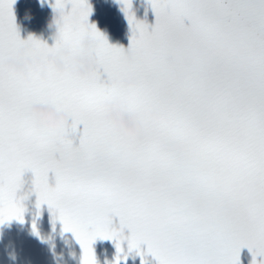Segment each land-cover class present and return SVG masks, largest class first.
<instances>
[{"label": "snow or ice", "instance_id": "1", "mask_svg": "<svg viewBox=\"0 0 264 264\" xmlns=\"http://www.w3.org/2000/svg\"><path fill=\"white\" fill-rule=\"evenodd\" d=\"M14 2L0 0V61L23 51L32 65L25 75L0 62V225L23 222L34 192L37 209L46 204L78 242L80 264H98L97 238L115 242L113 264L132 250L140 264L145 252L155 264H241L245 247L250 264H264V0H149L151 25L119 0L131 60L89 22L88 0H50L63 9L51 45L21 38ZM85 33L95 42L91 73L49 65L38 75L61 49L74 68ZM126 76L135 85L122 87ZM111 96L138 114L142 137L106 119ZM37 102L68 111L70 124L38 125L29 113ZM152 104L166 118L150 116ZM29 170L32 187L19 195Z\"/></svg>", "mask_w": 264, "mask_h": 264}, {"label": "clouds", "instance_id": "2", "mask_svg": "<svg viewBox=\"0 0 264 264\" xmlns=\"http://www.w3.org/2000/svg\"><path fill=\"white\" fill-rule=\"evenodd\" d=\"M44 0H41L43 4ZM63 16V9L51 7L50 18L47 26L52 30L51 35L57 37L61 27ZM93 37L85 33L79 42V51L75 56L76 64L73 66L66 63L64 56L68 55L66 49H61L56 52H50L47 55L46 63L41 65L38 69V75L42 79L48 77V66L51 65L57 72H64L66 70H74L80 76H86L92 72L96 63L95 57L91 53L94 46ZM126 56L129 60L133 59L134 53L131 49L126 48ZM2 62L7 68L27 75L30 66L32 65V58L26 55L23 51L16 55L4 56ZM122 87H131L135 85L136 80L132 76H126L119 81ZM105 108V117L113 126L123 135L129 137L140 138L143 135V123L138 114L131 110L127 103L120 96H111L103 100ZM29 113L35 122L43 127L50 129H65L72 119L70 113L66 110H58L56 105L52 103H33L29 107ZM150 116L156 119L166 118L165 113L157 104H152L148 110Z\"/></svg>", "mask_w": 264, "mask_h": 264}]
</instances>
